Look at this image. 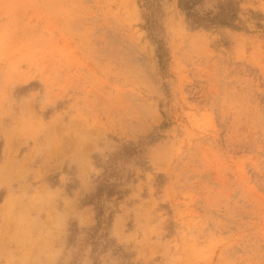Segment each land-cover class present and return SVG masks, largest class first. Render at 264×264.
<instances>
[{
  "label": "rangeland",
  "instance_id": "1",
  "mask_svg": "<svg viewBox=\"0 0 264 264\" xmlns=\"http://www.w3.org/2000/svg\"><path fill=\"white\" fill-rule=\"evenodd\" d=\"M0 0V264H264V0Z\"/></svg>",
  "mask_w": 264,
  "mask_h": 264
},
{
  "label": "trees",
  "instance_id": "2",
  "mask_svg": "<svg viewBox=\"0 0 264 264\" xmlns=\"http://www.w3.org/2000/svg\"><path fill=\"white\" fill-rule=\"evenodd\" d=\"M179 9L185 14L189 24L194 27H210L212 25H229L234 18L232 1L221 3L216 12L200 11L203 0H177Z\"/></svg>",
  "mask_w": 264,
  "mask_h": 264
}]
</instances>
